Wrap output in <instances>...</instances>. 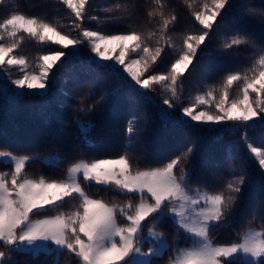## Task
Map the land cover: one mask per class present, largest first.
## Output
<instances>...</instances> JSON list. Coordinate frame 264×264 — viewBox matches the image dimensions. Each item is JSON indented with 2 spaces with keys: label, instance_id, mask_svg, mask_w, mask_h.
Instances as JSON below:
<instances>
[{
  "label": "snow or ice",
  "instance_id": "snow-or-ice-1",
  "mask_svg": "<svg viewBox=\"0 0 264 264\" xmlns=\"http://www.w3.org/2000/svg\"><path fill=\"white\" fill-rule=\"evenodd\" d=\"M58 3L74 16L72 28L67 32L61 30L64 25L18 11L0 22V68L18 67L22 73L10 85L7 80L2 82L8 87L15 86L13 94L17 98L50 93L61 81L77 78L83 71L78 63H86L116 81V87L109 89L107 97H102L105 103L124 90L129 96L151 103L162 127L188 128L209 135L242 133L250 156L233 157L246 163V168L234 174L220 190L212 192L189 187L192 174L187 162L194 153V144H189L162 167L133 168L127 151L117 158L79 160L59 180L29 178L26 165L33 157L0 150V164L11 167L10 172H0V246L7 249L0 251V264H19L16 257L20 255L50 256L51 264H61L65 256L71 264H152L169 251L162 230L165 221L176 229L175 243L179 245L183 240L187 245L173 249L174 257L169 258L168 264H264V227L246 229L238 242L231 244L213 243L212 235L214 229L235 220L243 187L249 182L244 171L259 172L264 192V146L257 147L251 142L252 134H264V35L260 37L262 43L257 45L246 27V21L257 16L264 18V10L249 4L246 12L233 14L237 7L234 0H200L197 10L196 0H183L199 28L195 33L185 34L177 45L169 29L176 24L178 16L175 9L166 14L164 0H151L146 8L148 23L159 17L155 30L120 34H104L82 26L85 21L100 19L86 15L92 0H58ZM137 7L128 0L102 11L109 13L104 19L112 21L134 16ZM227 31L234 34L225 38L222 55H229L231 49L239 51L240 46H248L258 55L244 72H229L218 89L212 87L206 94L197 95L194 103L179 108L183 80L210 71L202 67V62L212 59L209 43L213 36ZM25 36L41 45L51 43L65 50H47L37 59L38 71H29L27 58L15 54ZM88 49L94 55H87ZM166 49L176 58L167 72L151 74L154 66L169 55ZM154 84H163L164 92L171 94L162 104H156L147 92L141 91L151 89ZM234 85H238L235 97L232 96ZM211 104L215 111L203 107ZM92 110L93 106L89 105L77 111L84 114ZM138 121L133 114L127 122L130 143L126 149L131 147ZM93 126L91 121L79 123L85 142ZM92 182L101 186L97 192L112 190L113 195L125 198L126 202L108 203L93 198L85 191ZM68 200L78 201L72 211L42 216L50 208L63 207ZM33 216L41 218L33 219ZM260 220L264 224V206ZM158 228L161 230L157 231ZM146 244L148 248L144 251Z\"/></svg>",
  "mask_w": 264,
  "mask_h": 264
},
{
  "label": "trees",
  "instance_id": "trees-1",
  "mask_svg": "<svg viewBox=\"0 0 264 264\" xmlns=\"http://www.w3.org/2000/svg\"><path fill=\"white\" fill-rule=\"evenodd\" d=\"M128 0H92L87 16H97L99 21H85L83 27L88 30L101 31L104 34H120L137 30L147 33L155 30L159 17L152 23L146 19V8L151 0H132L138 7L135 15L121 19L107 21L104 19L109 13L102 11L116 3H126ZM166 14L175 9L178 20L170 26L169 34L174 35L173 43L180 45L182 37L191 32L195 33L199 25L195 24L191 13L183 0H164ZM200 0H196L197 10ZM237 7L234 13L246 12L247 5L251 4L259 10H264V0H234ZM28 16H37L49 23L64 25L61 29L67 32L72 28L74 16L70 10L58 3V0H4L0 4V22L14 12ZM131 25V26H130ZM264 18L257 16L255 20L246 21L250 38L257 45L262 43L260 37L264 35ZM134 26V27H132ZM76 33L73 32V35ZM234 33L222 32L220 36H213L209 48L212 50L211 61L202 62V67L210 69L198 72L196 75L183 80L181 103L179 108L189 106L195 102L197 95L206 94L210 88L219 85L229 72H244L251 61L258 55L248 46H240V50H228L229 55H222L223 44L227 37ZM211 35V34H210ZM87 43V42H85ZM153 45L155 41H152ZM62 49L59 45L51 43L41 45L36 40L25 36L15 54L25 56L29 61V71L36 69L37 59L47 50ZM163 61L154 66L151 74L167 72L172 60L176 58L170 50ZM87 55H94L90 49ZM132 58H135L134 56ZM82 67L77 78L65 79L57 84L48 94H32L17 98L13 93L14 86L8 87L2 82H10L20 78L22 73L18 67L0 68V150H12L17 155H29L33 159L26 165V174L29 178L63 179L68 168L79 160L117 158L128 152L133 168L162 167L172 158L186 149L189 144L195 145L194 153L187 162L191 168L190 188L200 190L218 191L234 174H240L246 163L236 156H250L246 142L241 138L242 133L226 135L223 132L212 135L195 132L192 129H173L161 126L156 116L155 107L140 97L129 96L121 90L117 95L107 99L110 88L116 87V81L88 64H79ZM117 67H120L117 65ZM122 71V68H121ZM126 75V74H125ZM130 79V78H129ZM238 85H234L232 96L235 97ZM151 96L156 104H162L170 93L164 92L163 84H154L151 89H141ZM219 98V91L215 93ZM89 97H91L89 99ZM93 106L90 113L79 114L78 109L83 106ZM166 107V106H165ZM209 111H215L214 104L203 106ZM135 114L139 118L137 132L131 141L127 139V122ZM91 121L93 127L88 133V142H85L79 131V123ZM254 146H264V134L254 133L251 136ZM50 155H56L57 160H46ZM254 159V158H253ZM258 167V165H257ZM11 167L0 164V172H10ZM180 169H177L179 175ZM249 182L243 187L240 210L235 220L226 222L219 230H213V243L231 244L238 242L239 236L248 228L260 229L264 227L260 220V210L264 206V192L261 191V178L259 172L246 170ZM101 186L92 182L85 191L96 199H103L108 203L123 204L125 198L113 195L112 190L97 192ZM78 201L68 200L61 208H50L42 216H53L59 212L68 213L74 209ZM41 217L33 216V219ZM121 223L124 221L121 220ZM149 221L145 226V234ZM161 229H157L160 231ZM169 251L163 259H154L152 264H168L169 258L174 257L173 249L183 248L187 245L183 240L179 245L175 243L176 229L169 222L162 224ZM0 251L7 252L6 246H0ZM19 264H51L53 257L41 255L33 258L28 255L16 257ZM61 264H71L69 257L65 256Z\"/></svg>",
  "mask_w": 264,
  "mask_h": 264
},
{
  "label": "rangeland",
  "instance_id": "rangeland-1",
  "mask_svg": "<svg viewBox=\"0 0 264 264\" xmlns=\"http://www.w3.org/2000/svg\"><path fill=\"white\" fill-rule=\"evenodd\" d=\"M113 55H115V54H118V53H112ZM123 70V69H122ZM127 75V74H126ZM14 88H15V86H14ZM49 159H52V160H57V156L56 155H50L49 157H47L46 158V160H49ZM258 230V229H257ZM147 248H148V245L146 244L145 246H144V251H147Z\"/></svg>",
  "mask_w": 264,
  "mask_h": 264
}]
</instances>
